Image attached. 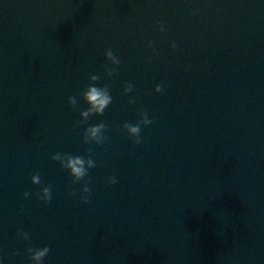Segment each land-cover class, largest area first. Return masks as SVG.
<instances>
[{
  "label": "water",
  "instance_id": "1",
  "mask_svg": "<svg viewBox=\"0 0 264 264\" xmlns=\"http://www.w3.org/2000/svg\"><path fill=\"white\" fill-rule=\"evenodd\" d=\"M107 47L121 60L113 76ZM89 82L113 97L89 116L108 125L101 145L79 123ZM141 108L154 119L137 144L121 124ZM89 148L102 162L91 179L73 183L51 159ZM28 243L49 245L44 264H264V0H0L5 264H30Z\"/></svg>",
  "mask_w": 264,
  "mask_h": 264
},
{
  "label": "clouds",
  "instance_id": "2",
  "mask_svg": "<svg viewBox=\"0 0 264 264\" xmlns=\"http://www.w3.org/2000/svg\"><path fill=\"white\" fill-rule=\"evenodd\" d=\"M159 23L160 31H165V25L161 22ZM153 41L148 40L147 45L152 48ZM170 46L172 48H176V41L171 40ZM152 53L155 55L157 50L152 48ZM104 56L110 61V64L104 65V72L108 76H113L114 73L118 71L117 67L121 63L120 57L114 54L111 47H107L104 49ZM99 79V75L97 73H91L89 75V81H96ZM135 85L132 81L127 80L123 83V92L131 93L134 89ZM154 90L156 92L162 91V84L157 82L154 84ZM81 95L84 100L87 102V107L80 109V124H83L84 127L82 129V138L84 141H92L96 145L103 144L108 139V133L106 129L108 125L104 120H99L94 123H88L90 114H103L105 108L112 102V94L108 88V86L89 82L86 86L81 90ZM68 102L72 105H76L78 103L77 98L75 96H68ZM136 97L134 95L128 96V103L131 104L135 101ZM154 117L149 114L148 110L141 108L139 110V116L132 122L130 120H124L121 124V127L127 131L130 139L133 143H140L142 141L141 133V125H149L152 123ZM88 154H78L71 153L68 151H60L57 150L51 154V159L54 161H58L60 166L67 170L68 174L71 176L72 182L75 183L77 181H81L84 179H91L88 175L89 170L93 167L98 166L101 161L95 159V153L92 148L87 149ZM30 180L32 184L40 185L37 190H34L35 196L45 202L48 203L52 199V188L48 183L42 181L39 171H34L31 173ZM117 177L113 174H109L105 182L112 184L115 183ZM66 191L69 193H75L77 189L72 187H66ZM91 192L90 185L88 183H83L80 189L79 199L82 201H87L89 199V194ZM30 195L29 191H24L23 196L28 197ZM18 235L24 241L30 240V233L22 228L17 229ZM24 252L27 255L28 261L30 264H44V257L49 252V245L47 243L42 246H33L31 243H28ZM0 264H5L4 258L0 256Z\"/></svg>",
  "mask_w": 264,
  "mask_h": 264
}]
</instances>
